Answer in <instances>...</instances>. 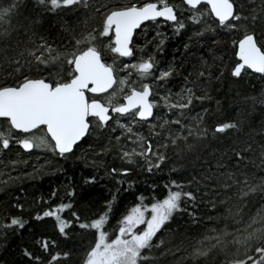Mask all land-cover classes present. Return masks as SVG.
<instances>
[{
  "label": "snow or ice",
  "instance_id": "6c2138e0",
  "mask_svg": "<svg viewBox=\"0 0 264 264\" xmlns=\"http://www.w3.org/2000/svg\"><path fill=\"white\" fill-rule=\"evenodd\" d=\"M182 4L184 8L181 14L186 11L187 19L196 24H205L206 30L215 31V28L207 23L205 16L215 23L216 28L228 29L234 35L242 30L241 38L232 41L238 56V61L231 69L233 76L240 77L245 69L264 74V42L258 39L256 33V28L264 25V0H260L259 5L256 0H247V5L244 0H182ZM22 7L21 0L0 3V38L10 40L13 34L17 37L11 54L5 51L0 58V74L14 81L7 83L6 80L0 84V153L11 152L19 146L29 153L43 148L65 157L74 154L86 137L91 138L94 133L103 130L109 134L115 133V126H119L122 130L120 135L109 136V143L101 151L110 150L113 139L119 142L121 137L126 136L135 146L130 149L122 146V159L134 162V157H143L151 171L167 159L166 153L161 152L160 148L172 146L177 151H182L183 147L191 149L189 137L199 139L208 135L204 117L207 109L190 117L195 125L181 119L187 116L184 110L191 108L194 99H210L207 93L196 95L195 82L194 87L182 90L175 98L170 90L163 95L154 93L152 84L143 81L150 77L166 81L174 68L169 66L166 70H157V75L153 71L157 62L152 52L141 55L134 63H122L119 68L116 66V61L121 57L134 56L133 35L145 21L156 22L163 18V22H172L177 31L185 27L177 6L169 3V0H137L129 4L109 3L108 0H96L95 4H90L88 0H35L33 7L37 14L29 18L28 23L18 19ZM81 7L92 8L94 14L102 17L99 28L82 30L79 34L68 29L71 39L63 45L38 34L36 26L40 22V14L71 12ZM103 38H107L106 43ZM163 42L162 37L156 47L159 48ZM69 44L71 47H68ZM9 47L5 45V49ZM105 50L112 53L111 62L104 58ZM120 72L125 74L121 76ZM133 73L141 81L139 87L136 86V80L131 79ZM202 77L210 79L211 71L207 68L200 70L197 79ZM157 106L166 107L169 112L176 110L173 113L175 119H165L158 125L160 131H155L157 125L151 123L152 119L158 118L154 116ZM139 122L149 123L152 135L163 137L155 148L151 139L134 132L133 125ZM242 123V120L216 123L212 133L216 135L238 130ZM172 124L179 125V128L174 130L170 126ZM251 151L253 146L247 142L233 148L237 163L249 159L245 153ZM259 155L264 163V144L260 146ZM217 166H222L220 161H217ZM129 171L126 168L112 169L113 173L126 174ZM228 178L236 184L247 186L248 192L257 189L264 191V185H248L247 178L241 181L234 173H229ZM172 184L176 185L177 182L172 181ZM248 192L243 187L240 189L242 197L247 196ZM51 195L55 197L56 192L53 191ZM182 197L196 200L192 191L181 190L169 191L166 198L155 202L143 203L141 198V202L121 216L111 239L106 230L110 224L111 203L102 214L88 221L81 220L75 211L71 213L73 220L61 215L72 207L71 203H60L42 214L38 213L37 219L52 217L58 231L64 236L69 235L67 229L73 224L93 230L97 238L87 251L84 264H150V253L157 247V241L159 245H165L158 233L181 208ZM17 207L22 208L23 205ZM229 213L235 215L231 209ZM257 218L252 223L259 222L261 226L251 231L252 225L249 224L243 229H236L234 234L222 230L215 235L203 234L189 239V256L194 262L207 260L214 250L224 251L231 244L239 246L237 251L239 248L244 251L243 258H234L229 264H264V212L258 213ZM25 223L22 217L12 216L4 227L23 229ZM229 235L232 236L231 240H225L224 237ZM37 243L48 253L47 264H64L71 255L69 252L51 251L54 246L58 247L54 240L41 238ZM23 254L34 262L44 264L41 256L27 248L23 249Z\"/></svg>",
  "mask_w": 264,
  "mask_h": 264
},
{
  "label": "trees",
  "instance_id": "16d2710c",
  "mask_svg": "<svg viewBox=\"0 0 264 264\" xmlns=\"http://www.w3.org/2000/svg\"><path fill=\"white\" fill-rule=\"evenodd\" d=\"M34 2L35 0H21L23 7L18 19L28 23L29 18L36 16ZM88 2L95 4L96 0ZM108 2L129 4L137 0ZM244 2L247 5V0ZM0 3L6 4L7 0H0ZM169 3L177 6L178 15L185 27L177 31L173 23L161 21L144 25L133 41L134 56L129 59L120 58L116 61V66L119 68L122 63H134L141 55L152 52L157 62L153 71L157 75V70H166L169 66L174 68L173 74L166 81L157 80L153 84L154 93L163 95L170 90L175 98L182 90L194 87L195 82L196 95L207 93L210 99H194L191 108L184 110L187 116L181 119L195 125L190 117L207 109L204 117L209 129L208 135L199 139L189 137L191 149L183 147L182 151H177L172 146L160 148L161 152L166 153L167 159L151 171L143 157H134V162L122 159L121 147L130 149L135 146L126 136L121 137L119 142L113 139L110 150L101 151L109 143V136L120 135L122 130L119 126H115V133L109 134L107 130H103L94 133L91 138L86 137L78 149L74 150V154L65 157L50 151L37 153L33 150L29 153L19 146L11 152L0 153V264H40L23 254L25 248L41 256L44 264H47L48 253L37 243L41 238L56 241L58 247L54 246L51 251L71 253L64 264H84L86 253L97 238L93 230L73 224L67 229L69 235L64 236L58 231L52 217L37 219L38 213L42 214L60 203L72 205L61 215L73 220L71 213L75 211L83 221L96 218L111 203L110 224L106 228L110 238L115 234L114 229L121 216L141 202V198L143 203L155 202L166 198L169 191L175 190L192 191L196 200L182 197L181 208L173 214L172 220L161 233H158L165 245H159L157 241V247L150 253V264H229L234 258H243L244 249L239 248L237 251L239 246L229 244L224 251L214 250L207 260L194 262L189 256L191 248L188 240L203 234L215 235L222 230L234 234L236 229H243L249 224L252 225L249 231L261 226L259 222L252 221L254 218L258 220L257 214L264 212V191L257 189L255 192H248L247 186L236 184L228 178V174L234 173L241 181L247 178L248 185H264V163L259 155L260 146L264 144V74L257 75L248 69L240 77L231 74V69L238 61L232 41L241 38L242 30L234 35L228 29L216 28L215 23L205 16L207 23L215 28V31L206 30L205 24H196L187 19L186 11L181 14L184 8L182 0H169ZM259 3L260 0H256V4ZM39 20L36 26L38 34L63 45L71 39L68 29L79 34L82 30L99 28L102 17L94 14L92 8L81 7L59 14L43 13ZM256 33L258 39L264 42V25L258 26ZM162 37L164 42L157 48V42ZM16 39L15 34L10 40L0 38V58L5 51L11 54ZM103 39L106 43L107 38ZM146 41L150 43L146 45ZM6 44L11 47L5 49ZM104 58L111 62L112 53L105 50ZM205 68L211 71L212 77L197 79V73ZM123 74L124 72L119 73L121 76ZM6 80L7 83H14L11 78L0 74V84ZM175 111L169 112L166 107L157 106L155 117L158 118L151 121L157 125L155 131H160L158 125L163 120L175 119ZM228 120H242L243 123L238 130L213 135L214 125ZM170 126L174 130L179 128L175 124ZM134 128L136 132L151 139L154 148L163 139L152 135L153 130L147 122H139ZM246 142L252 144L253 151L245 153L249 159L237 163L233 148ZM13 161L19 163L13 164ZM217 161L222 166L218 167ZM113 168H126L130 171L126 174L113 173ZM89 177H95L94 181L88 180ZM172 181L177 184L173 185ZM226 184L230 186L226 187ZM242 187L248 192L247 196H241ZM53 191L56 192L55 197L51 195ZM229 209L235 215L230 214ZM12 216L22 217L26 222L25 227H4ZM213 229L216 231H212ZM231 238V235L224 237L225 240Z\"/></svg>",
  "mask_w": 264,
  "mask_h": 264
},
{
  "label": "rangeland",
  "instance_id": "374dc122",
  "mask_svg": "<svg viewBox=\"0 0 264 264\" xmlns=\"http://www.w3.org/2000/svg\"><path fill=\"white\" fill-rule=\"evenodd\" d=\"M124 74H125V73H124ZM124 74H123V75H124ZM131 79H132V80H136V85H137V87L140 86L141 81L137 79L136 74H133L132 77H131ZM143 82L151 83V84H152V87H153V84L155 85V83L157 82V80L155 79V77H150V78H148L147 80H145V81H143ZM119 99H120V101H121L122 97H120ZM124 122H127V121H124ZM136 125H137V124L133 125V130H134V132H136V130H135V128H134V127H136ZM34 151L37 152V153H43V152L48 151V150L43 149V148H37V149H34ZM114 235H115V234L111 235L110 239L113 238Z\"/></svg>",
  "mask_w": 264,
  "mask_h": 264
},
{
  "label": "water",
  "instance_id": "95a60500",
  "mask_svg": "<svg viewBox=\"0 0 264 264\" xmlns=\"http://www.w3.org/2000/svg\"><path fill=\"white\" fill-rule=\"evenodd\" d=\"M159 21H161V22H163V18H160V20ZM150 22H153V21H145L144 22V24H142L141 25V27L140 28H138L137 30H136V32L134 33V35H133V41H134V38H135V35H136V33L144 26V25H146V24H148V23H150ZM166 23H172V22H166ZM133 41H132V44H133ZM238 57V56H237ZM121 58H129V57H121ZM248 70H250L252 73H254V74H257V75H263V74H260V73H256L254 70H252V69H248ZM154 115H155V109H154ZM153 120V119H152ZM151 120V121H152ZM83 142V141H82ZM81 142V143H82Z\"/></svg>",
  "mask_w": 264,
  "mask_h": 264
},
{
  "label": "bare ground",
  "instance_id": "6f19581e",
  "mask_svg": "<svg viewBox=\"0 0 264 264\" xmlns=\"http://www.w3.org/2000/svg\"><path fill=\"white\" fill-rule=\"evenodd\" d=\"M130 58V57H129ZM129 58H125V59H129ZM155 116V115H154Z\"/></svg>",
  "mask_w": 264,
  "mask_h": 264
}]
</instances>
